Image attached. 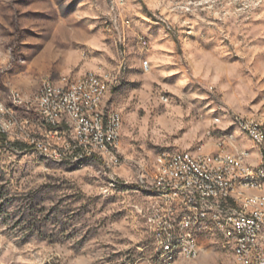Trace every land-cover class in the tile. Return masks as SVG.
<instances>
[{
	"label": "rangeland",
	"instance_id": "rangeland-1",
	"mask_svg": "<svg viewBox=\"0 0 264 264\" xmlns=\"http://www.w3.org/2000/svg\"><path fill=\"white\" fill-rule=\"evenodd\" d=\"M113 1L0 0V101L12 92L33 99L44 79L104 72L116 79L109 102L122 116L113 169L57 163L24 142L0 148V264H167L137 183L151 178L156 156L214 152L216 127L254 153L232 118L264 120V0H122L124 46L107 29ZM16 113L41 135L34 114ZM199 242L196 259L174 264H233L219 234Z\"/></svg>",
	"mask_w": 264,
	"mask_h": 264
},
{
	"label": "built area",
	"instance_id": "built-area-1",
	"mask_svg": "<svg viewBox=\"0 0 264 264\" xmlns=\"http://www.w3.org/2000/svg\"><path fill=\"white\" fill-rule=\"evenodd\" d=\"M122 0L112 2V19H119L118 40L126 43L131 23L123 19L119 12ZM111 32V30H110ZM135 42H140L139 36ZM144 45L141 43V55H144ZM144 64V61H143ZM148 67H145V72ZM106 87L116 84V79H109L106 75ZM96 79L95 74L82 79L83 89L64 90L61 93L51 91L50 81L44 82L40 91L41 100L28 104H19V109L26 114H34L43 128L39 136L30 135L28 127H32L29 119L19 118L17 113L7 111L0 107V148L25 143L38 153L52 155L57 162H67L73 165L77 158H101L107 169H113L121 164L120 141L122 130L121 113L112 112L110 102L100 107H93L92 117H83L82 108L90 105L88 91L91 83ZM10 99L17 101L15 94ZM96 109H105V117H95ZM67 115H77L76 129H68ZM247 128L251 129V137L259 144L260 132L263 131V122H255V117L247 119L237 118ZM218 126V123L217 125ZM73 132H82L83 140L73 139ZM217 135L221 140V149H216L220 159L235 162V167H241V176H248V167L240 166L243 154H234L225 151V144L232 142L226 127L223 133L217 127L210 133V137ZM189 151H178L185 160V173L178 175L176 186H168V177L173 174L171 165H166L165 157L156 156L153 163V174L146 181L142 177L137 183L146 188L161 190L160 199H146L144 217L150 230L155 252L177 242V238H184V246L177 252L189 251L196 255V249H202V243L196 240L198 226L206 223L220 225L222 239L232 253V262L235 258H244V254H251L254 264H264V198L258 201L244 202L231 199V184L238 183L234 176V169L224 172L209 170L208 159L203 156L201 160L189 158ZM262 164L259 169L264 173V151L261 148ZM114 186V183L112 184ZM254 186V184H252ZM207 234L205 233V240ZM169 263L170 259H169ZM246 264V263H244Z\"/></svg>",
	"mask_w": 264,
	"mask_h": 264
},
{
	"label": "bare ground",
	"instance_id": "bare-ground-1",
	"mask_svg": "<svg viewBox=\"0 0 264 264\" xmlns=\"http://www.w3.org/2000/svg\"><path fill=\"white\" fill-rule=\"evenodd\" d=\"M122 4L123 1L121 2V5ZM126 20L128 23H130V20L128 19ZM118 26H119V19H112L111 23L107 24V29L109 31L111 30V32L117 36V39H118ZM139 40L145 46L144 54H147L149 51V44L147 39L144 36L139 35ZM118 41L122 44V46L126 44L123 43V40H118ZM135 43L138 53L141 54V43L139 42H135ZM145 67H148L149 69V63L147 60H144V64L142 62L143 71H145ZM93 74H95L96 79H94V81L91 83L90 91H88V101H90V105L83 106L82 108L83 117H92L93 107H100L106 105V103L109 101L111 94V87H106L105 77L107 73L89 72L84 74L82 77L78 79H82L85 76H89ZM109 79H114V78L111 75H109ZM47 81H50L51 91H53L54 93H61V91L68 89L69 90L83 89V81H76V80L69 81L63 79L59 82H55L50 79H44L41 82L38 91H40L44 82ZM11 94H15L17 96V101L10 99L8 97V103H4L0 101V107H4L7 111H11L12 113H16V111L19 110V104H28V103H32V101L41 100L40 92H37L35 97L31 100H24L17 92H12ZM110 109H112V112L119 113L113 108L111 104H110ZM95 117H105V109H96ZM237 118L247 119L248 116L245 115L234 116L232 118V125L234 126L236 131H238L242 136H244L252 143L254 153H252L253 155H251L248 150L236 148L235 134L230 129H226V134H229V139H231L232 142L225 144V151L234 154H243V156L240 158V166L248 167V172H250L249 183L254 184V186L252 184H248V176H241V167H235V162H227V160L225 159H220L219 154L216 152L203 153V152L189 151V158H194V160H201L203 154V156L208 159L209 170H214V172H224L227 169H234V176H240V177H238V183L231 184L232 200H240L244 202L262 200V198H264V173L259 171V169L262 164L261 148L262 151H264V132H260L259 144L261 146H259L257 144V140L251 137V129L247 128V126H245L243 122L237 121ZM214 121L215 123L219 122L217 118L214 119ZM255 122H263V131H264V120L255 118ZM66 123L68 129H76L77 115H67ZM73 139L83 140V133L73 132ZM215 139H216L214 144L215 148L221 149V140L218 138ZM39 154L40 156H43L48 160L57 162V159H55L52 155H47L45 153H39ZM160 156L165 157L166 165H171L173 168L174 175H169L168 186H176L178 182V175H183L185 173V160L180 157L178 151L174 153H166ZM88 160H97L102 163L101 158L81 157L75 159L73 165H79ZM57 163L68 164L67 162H57ZM155 163H156V159H155ZM147 193L149 199L161 198V190L159 189L147 188ZM205 233L206 234L217 233L222 237V235L220 234V225H215L214 223H206V226H198V233H196V240H198L199 242V240L203 235H205ZM182 246H184V238H177V242L170 244L169 248H163L162 251L159 253L156 252V255L158 259H160L162 262L167 264H174L178 261L194 260L198 257L199 249H196V255H190L189 251H182V255H180V253H177L182 249ZM169 259L171 263H169ZM244 263L254 264V259H251V254H244V258H235V264H244Z\"/></svg>",
	"mask_w": 264,
	"mask_h": 264
}]
</instances>
